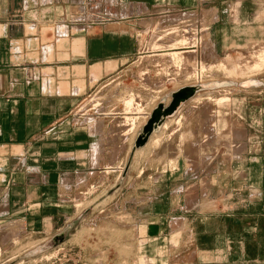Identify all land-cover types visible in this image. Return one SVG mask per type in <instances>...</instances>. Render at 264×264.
<instances>
[{"label":"crops","instance_id":"0c3cea01","mask_svg":"<svg viewBox=\"0 0 264 264\" xmlns=\"http://www.w3.org/2000/svg\"><path fill=\"white\" fill-rule=\"evenodd\" d=\"M246 3L0 0V223L8 224V235L13 225L21 229L20 239L54 235L77 216L73 201L80 196L115 200L114 206L123 198L147 200L155 214V200L166 197L165 191L155 190L156 177L165 181L171 169L187 167L182 152L203 150L205 136L215 134V97L201 94L215 85L189 80L186 61L195 48L173 44L186 34L171 26L206 22V43L213 54L220 53L225 46L218 39L247 35L235 20L221 14L215 19V7ZM195 84L202 88L166 116L144 145L136 146L153 110L160 103L167 106L175 91ZM88 98L83 113H77V104ZM118 167L124 170L121 175ZM145 178L149 184L140 188ZM257 203L215 212L214 223L192 224L191 244L200 254L215 253V264H264V205ZM134 206L131 215L140 208ZM112 208L129 210L108 204L105 211ZM142 225L148 246L173 230L165 222ZM107 226L120 232L118 246L138 248L140 223ZM180 231L187 238L188 228ZM119 254L116 249L101 263H119ZM70 258L54 257L49 264L79 263Z\"/></svg>","mask_w":264,"mask_h":264},{"label":"rangeland","instance_id":"374dc122","mask_svg":"<svg viewBox=\"0 0 264 264\" xmlns=\"http://www.w3.org/2000/svg\"><path fill=\"white\" fill-rule=\"evenodd\" d=\"M246 1L245 6L215 7V19L224 15L223 18L236 21L242 27V34L247 35L237 40L218 39L220 46H225L223 52H211L206 43L209 40L203 36L207 31L206 22L199 25L189 20L171 26L172 31L186 34L173 44L196 49L193 58L186 61L189 80L197 84L209 81L229 84L201 93L215 97V134L213 138L205 136L203 150L182 152L188 159L187 167L171 169L170 178L165 181L156 177L155 190L165 191L166 197L155 200V214H151L147 200L123 198L114 206L115 200L80 196L73 201L77 216L46 238L20 239L21 229L15 225L10 232L12 237L8 235V224L0 223V264H49L54 257L67 256L72 257L71 262L80 259L78 264H103V259L114 257L116 249L121 262L104 264H215V253L200 254L191 244V225L214 223L215 212L241 211L244 206L257 202L264 205V0ZM220 61H228V68L220 66ZM255 64L260 67L255 68ZM100 99L99 94L95 95L93 105H99ZM88 102L89 98L81 101L75 111L82 114ZM148 154L141 155L145 157L143 162L148 161ZM118 169H122L120 175L124 173L122 167ZM148 184L146 178L139 182L140 188H147ZM137 185L132 184L131 188ZM135 203L140 208L131 215L129 211ZM108 204L129 210L105 211ZM153 221L171 224L173 230L169 237L156 241L155 246H148L144 244L147 238L142 224ZM127 222L141 225L138 248L118 246L115 236L120 232L107 226ZM185 228H188L187 238L180 231ZM179 248L183 249L181 254Z\"/></svg>","mask_w":264,"mask_h":264},{"label":"water","instance_id":"95a60500","mask_svg":"<svg viewBox=\"0 0 264 264\" xmlns=\"http://www.w3.org/2000/svg\"><path fill=\"white\" fill-rule=\"evenodd\" d=\"M200 88H202V85L197 84L182 87L173 93V98L167 106L160 103L155 110H153L148 121L138 134L135 142L136 146L144 145L148 141L151 133L163 122L164 118L173 114L183 101L193 96Z\"/></svg>","mask_w":264,"mask_h":264},{"label":"bare ground","instance_id":"6f19581e","mask_svg":"<svg viewBox=\"0 0 264 264\" xmlns=\"http://www.w3.org/2000/svg\"><path fill=\"white\" fill-rule=\"evenodd\" d=\"M190 42H191V41H190ZM194 42H195V41H194ZM194 42H193V44H194ZM185 43H186V42H185ZM195 43H196V42H195ZM195 50H196V49H195ZM262 51L264 52V49H263ZM258 52H259V51H258ZM258 52H257V53H258ZM259 53H260V52H259ZM261 53H262V52H261ZM258 55H259V54H258ZM173 56H174V55H173ZM247 60H248V59H247ZM263 60H264V56H263ZM177 61H178V60H177ZM202 62H203V60H202ZM227 62H228V61H227ZM227 62L220 61V66L222 65V67H226V68H228ZM246 62H247V61H246ZM248 63H249V62H248ZM218 66H219V65H218ZM253 66H254L255 68H256V67H260L259 64H255V65H253ZM263 66H264V65H263ZM202 67H203V65H202ZM204 69H205V68H204ZM204 69H203V70H204ZM206 69H207V67H206ZM240 69H241V68H240ZM245 69H246V67H245ZM263 71H264V70H263ZM202 72H203V71H202ZM224 72H225V70H224ZM235 72H236V71H235ZM240 72H242V71H240ZM197 74H198V73H197ZM197 74H196V75H197ZM188 76H189V75H188ZM201 78H202V76H201ZM205 84H206V83H204L203 86H205ZM223 84H224V85H228L229 82H227V81H226V82H213V85H215V87L222 86ZM201 97H202V96H201ZM134 98H135V97H134ZM197 98H198V97H197ZM219 99L222 100V98H218V100H219ZM226 99H227V98H226ZM226 99H224V100H226ZM222 101H223V100H222ZM130 106H131V105H130Z\"/></svg>","mask_w":264,"mask_h":264}]
</instances>
